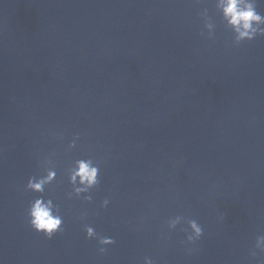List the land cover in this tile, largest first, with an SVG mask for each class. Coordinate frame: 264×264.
I'll list each match as a JSON object with an SVG mask.
<instances>
[{
	"label": "water",
	"instance_id": "obj_1",
	"mask_svg": "<svg viewBox=\"0 0 264 264\" xmlns=\"http://www.w3.org/2000/svg\"><path fill=\"white\" fill-rule=\"evenodd\" d=\"M53 152L44 196L63 231L48 239L25 186ZM83 157L100 164L91 202L66 196ZM191 219L203 235L190 245ZM85 224L115 243L100 253ZM258 235L264 37L234 44L214 0H0V264H264L249 255Z\"/></svg>",
	"mask_w": 264,
	"mask_h": 264
},
{
	"label": "clouds",
	"instance_id": "obj_2",
	"mask_svg": "<svg viewBox=\"0 0 264 264\" xmlns=\"http://www.w3.org/2000/svg\"><path fill=\"white\" fill-rule=\"evenodd\" d=\"M258 3H264V0H214L215 10L220 17V23L225 28L230 29L233 34L234 44L239 45L244 41H252L257 37H264V14L258 9ZM204 29L207 30V38L213 39L215 36L216 23L212 16L209 15L208 9L205 7L199 13ZM204 36V31H201ZM63 138L62 136L60 137ZM80 136L76 134L72 137L67 145V150L75 148ZM56 153H50L44 158L42 167L44 174L32 176L28 179L25 186L26 191H32L40 194L28 206L29 223L34 231L42 233L48 239H51L56 233L63 231V217L60 214V204L54 202L52 198L44 196L46 186L53 183L57 177V171L53 158ZM68 182L71 185V191L66 194L68 199L73 196L82 198L86 202H91L93 197L91 191L100 184V164L91 157H83L73 161L72 165L66 170ZM109 199L105 198L100 207L106 208ZM86 213H81L80 218L83 219ZM224 219L223 214L219 217ZM183 220L182 216L170 217L167 221L169 231L174 230ZM188 227L183 229L186 233V241L181 243L194 244L203 235L202 226L195 220L187 221ZM86 239H95L101 246L100 253L106 252V246L113 245L115 240L109 236L99 235L92 226L84 225ZM162 238H167L166 234H162ZM258 250V251H257ZM192 251V249H189ZM259 254H264V235H258L255 245L249 250L250 257L256 258ZM144 264H154L150 257H144Z\"/></svg>",
	"mask_w": 264,
	"mask_h": 264
}]
</instances>
